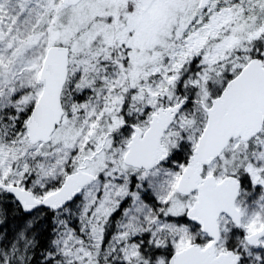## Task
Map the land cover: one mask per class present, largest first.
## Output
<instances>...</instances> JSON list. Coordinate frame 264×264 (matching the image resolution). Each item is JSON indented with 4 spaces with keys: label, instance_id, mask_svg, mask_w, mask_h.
<instances>
[{
    "label": "snow or ice",
    "instance_id": "1",
    "mask_svg": "<svg viewBox=\"0 0 264 264\" xmlns=\"http://www.w3.org/2000/svg\"><path fill=\"white\" fill-rule=\"evenodd\" d=\"M0 264H264V0H0Z\"/></svg>",
    "mask_w": 264,
    "mask_h": 264
}]
</instances>
